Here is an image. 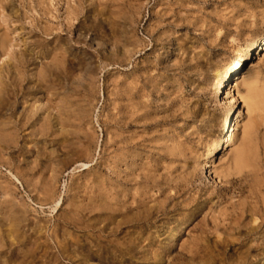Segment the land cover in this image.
Returning <instances> with one entry per match:
<instances>
[{
	"label": "rangeland",
	"instance_id": "1",
	"mask_svg": "<svg viewBox=\"0 0 264 264\" xmlns=\"http://www.w3.org/2000/svg\"><path fill=\"white\" fill-rule=\"evenodd\" d=\"M261 32L264 0H0V239L16 244L3 261L264 264V228L245 232L264 190V39L215 96ZM233 96L210 180L203 156ZM123 218L142 239L126 256L97 232Z\"/></svg>",
	"mask_w": 264,
	"mask_h": 264
},
{
	"label": "bare ground",
	"instance_id": "2",
	"mask_svg": "<svg viewBox=\"0 0 264 264\" xmlns=\"http://www.w3.org/2000/svg\"><path fill=\"white\" fill-rule=\"evenodd\" d=\"M7 33H5V36ZM4 36V38H6ZM261 39H264V33H258L254 40L245 48L244 53H243V57L241 60L236 61L230 68L229 72L226 74L225 77H223L220 82L218 87L215 90V96H219L220 94L223 95L225 93V87L230 83V81L232 80V77H235L236 75H238L243 62H246L249 57L252 55V53L257 49L259 41ZM10 40V39H9ZM8 40V41H9ZM11 41V40H10ZM0 47L3 51H10V48L13 46L11 44H8V42L4 39L0 40ZM9 53V52H8ZM15 54L17 55V58H15V63H14V70L16 78L17 75L20 76V78L24 79V73H25V67H26V53L23 51H20L18 54L15 52ZM4 55V54H3ZM5 58V57H4ZM10 60V59H8ZM28 60V59H27ZM29 61V60H28ZM10 63V62H8ZM29 63V62H28ZM56 66V65H55ZM60 66V65H59ZM2 68V66H1ZM52 68V67H51ZM62 68V67H61ZM64 69V68H63ZM46 70V69H45ZM66 71V69H65ZM12 72V70H11ZM46 72V71H45ZM67 73V72H66ZM10 75V74H9ZM12 75V74H11ZM49 75V74H48ZM1 77V76H0ZM3 82V80L1 81ZM17 82V81H16ZM3 84H5V82H3ZM17 85V83H14ZM6 85V84H5ZM8 87V86H7ZM2 88V86H1ZM13 92V91H11ZM10 95V94H8ZM231 109H229L228 115L225 119V126L221 132V136L219 137L218 141L205 153V155L203 156V161H202V169L206 172V176L208 177V179L210 180H214V175L212 173V168H213V162L215 160V158L223 151H225L227 149V147L229 145H231L234 141L235 135L233 133V131H230L232 128V125L234 123L235 127L237 126V122L238 119L240 118V113H239V107H238V101L237 99L233 96V99L231 101ZM236 130V128H235ZM86 166V165H84ZM85 168V167H84ZM87 168V167H86ZM230 172V171H229ZM232 173V172H230ZM260 194L257 197V201L254 202V204L249 205L248 207H246L245 209V213L247 214V216H252L255 217V223H253V225L251 227L246 226L245 228V232H246V236L248 238H252L253 236H256L258 234L261 233V230L264 228V190H259ZM146 192V191H145ZM49 194V193H48ZM106 197V196H105ZM253 198V197H252ZM254 199V198H253ZM252 199V200H253ZM60 202V200H59ZM156 202V201H155ZM140 203L144 205V201L140 200ZM135 205V204H134ZM59 206V203H58ZM126 207V206H125ZM59 208V207H58ZM159 210V212H161V208L160 207H156V208H152V210ZM154 210V211H155ZM109 212V211H108ZM140 212V211H139ZM151 212V211H150ZM154 213V212H153ZM222 213V212H221ZM146 215V214H145ZM237 215V214H236ZM115 216L116 214H114V212L107 214V219L110 222V224L112 222L115 221ZM224 216V214H223ZM147 217V216H146ZM150 217V215H149ZM238 218V217H237ZM120 219V218H119ZM79 221V220H78ZM81 222V221H80ZM117 222V220H116ZM119 223H114L115 227L109 228V226H105V227H101L97 230V232H99V234L102 233H106V235L102 238H104V242L107 244V251H111V247H116L118 249V251L120 252L121 255L126 256L128 254H135L134 252V247H139L142 239L140 237H136L135 231L130 230L125 232L126 228H131L132 226H136V225H129L128 221L126 220V218H123L121 221H118ZM234 222V221H233ZM232 222V223H233ZM89 223V222H88ZM91 223V222H90ZM74 224V223H73ZM246 224V223H245ZM72 225V224H71ZM124 225H126V227L124 228ZM83 226V223H82ZM90 225H84V227H88ZM94 227V226H93ZM40 229H42V227H40ZM87 229V228H86ZM96 229V228H95ZM109 229V230H108ZM38 231V230H37ZM109 231V232H108ZM41 232V231H40ZM93 232V231H92ZM91 232V233H92ZM121 233H125V237H124V241L123 242H119L116 243L115 240H113L111 237L117 234H121ZM42 234V232H41ZM44 234V233H43ZM93 235V234H92ZM99 237V236H98ZM169 240L171 241L172 244L177 243L178 240H180L179 238V233L178 231H175L174 233H172L171 235H169ZM258 239V238H257ZM12 240V239H10ZM36 240V239H35ZM144 240V239H143ZM261 243H258L257 247H261L262 245H264V236L260 237ZM14 241V240H12ZM42 241V240H41ZM78 241V240H77ZM76 242V241H75ZM91 242V241H90ZM24 243V242H23ZM29 243V241L27 242ZM93 243V242H92ZM91 243V244H92ZM19 244V243H18ZM26 244V242H25ZM33 244V243H32ZM48 244V243H47ZM44 242H40L37 241L36 242V249H43L46 250L49 246ZM64 244V243H63ZM68 244V243H67ZM90 244V245H91ZM95 244V243H94ZM143 244V243H142ZM16 245L15 242H9L6 239H0V264H11V262H17L16 260H18V258H20V261L17 262L18 264H23V261L21 260V257L18 256V254H13L12 256H10V258L7 261H3L2 259V255L4 254L6 248H12V246ZM20 245V244H19ZM17 245V246H19ZM57 245H59V251L62 255H64L65 253V246H63L60 242H57ZM88 245V244H87ZM86 245V246H87ZM29 246V245H28ZM27 246V247H28ZM55 246V245H54ZM68 246V245H67ZM72 246V245H71ZM96 246V245H95ZM16 247V246H15ZM31 247V246H30ZM34 247V246H33ZM81 248V247H80ZM90 248V247H89ZM31 249V248H29ZM82 249H84V247L82 246ZM92 249V248H90ZM28 250V249H27ZM36 250V251H37ZM48 250V249H47ZM46 250V252H47ZM76 250V249H75ZM139 250V249H138ZM22 251V250H21ZM41 251V250H40ZM93 251V250H92ZM9 252V251H8ZM23 252V251H22ZM30 252V250H29ZM44 252V251H42ZM49 253V252H48ZM75 253V252H74ZM54 254V253H53ZM87 254V253H86ZM20 255V252H19ZM45 255V252H44ZM106 255V254H105ZM22 256V253H21ZM54 256V255H53ZM72 256V255H70ZM89 257L93 256V253L89 252L88 253ZM24 257V256H23ZM65 257V256H64ZM69 257V256H68ZM26 258V257H24ZM67 258V257H65ZM2 259V261H1ZM24 260V259H23ZM28 260V259H27ZM22 261V262H21ZM26 261V259H25ZM56 262V261H55ZM26 263H30V261L26 262ZM54 263V262H53ZM13 264V263H12ZM15 264V263H14Z\"/></svg>",
	"mask_w": 264,
	"mask_h": 264
}]
</instances>
